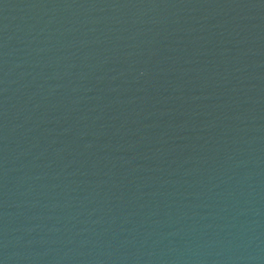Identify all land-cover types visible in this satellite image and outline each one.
<instances>
[{
  "label": "water",
  "instance_id": "water-1",
  "mask_svg": "<svg viewBox=\"0 0 264 264\" xmlns=\"http://www.w3.org/2000/svg\"><path fill=\"white\" fill-rule=\"evenodd\" d=\"M0 264H264V0H0Z\"/></svg>",
  "mask_w": 264,
  "mask_h": 264
}]
</instances>
